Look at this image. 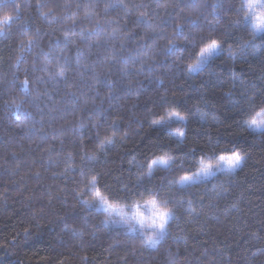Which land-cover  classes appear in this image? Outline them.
Segmentation results:
<instances>
[{
	"label": "clouds",
	"instance_id": "obj_1",
	"mask_svg": "<svg viewBox=\"0 0 264 264\" xmlns=\"http://www.w3.org/2000/svg\"><path fill=\"white\" fill-rule=\"evenodd\" d=\"M221 57L264 60V0H0V264H264V198L239 181L248 151L177 153L208 112L145 96ZM260 79L239 102L257 139ZM164 128L173 147L116 170L137 132Z\"/></svg>",
	"mask_w": 264,
	"mask_h": 264
},
{
	"label": "trees",
	"instance_id": "obj_2",
	"mask_svg": "<svg viewBox=\"0 0 264 264\" xmlns=\"http://www.w3.org/2000/svg\"><path fill=\"white\" fill-rule=\"evenodd\" d=\"M187 47V46H184ZM179 51V50H177ZM233 73L236 79L233 80ZM264 76V60L252 59L238 62L233 65L223 57L218 58L209 68L208 75L195 81L186 79L179 68H174L166 82L157 87L155 83H145V96L148 103H164L169 99L195 113L196 107L205 109L208 116L201 120L194 114L187 124V142L183 147L174 148L180 154L195 156L208 147V142L227 146L236 145L249 153L244 169L239 174L240 186L248 190L254 198H264V138L257 139L253 134L242 131L240 120L243 112L240 106L241 81L246 86H261V77ZM235 85L229 93V88ZM168 92L164 97L163 92ZM174 94V97H173ZM147 107V103L142 105ZM219 117L220 123L213 122L212 117ZM135 128V123H133ZM169 129H155L137 132L129 152L117 158L122 164L116 170L123 172L127 167V160L132 151L142 155L160 148H171L173 145L167 140ZM195 149V151H190ZM43 248L44 245H39ZM40 255H44L43 252Z\"/></svg>",
	"mask_w": 264,
	"mask_h": 264
}]
</instances>
